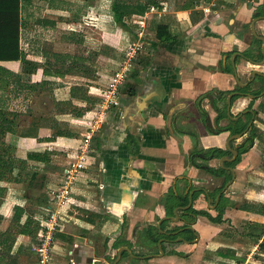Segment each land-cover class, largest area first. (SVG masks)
<instances>
[{"label":"crops","instance_id":"1","mask_svg":"<svg viewBox=\"0 0 264 264\" xmlns=\"http://www.w3.org/2000/svg\"><path fill=\"white\" fill-rule=\"evenodd\" d=\"M114 2L129 8L139 3L31 0L25 13V37L30 43L29 58L39 67L28 75L19 63L4 64L9 70H21L18 96L24 101L33 87L28 119L21 124V131L33 137H21V147L37 158L21 159L32 166L33 180H41L40 202L47 200L41 203L45 208L54 203L64 170L77 161L81 132L87 134L97 126L93 153L72 198L91 208L95 223L84 220L79 212L68 214L70 223L55 236V264H63L65 255L69 264L72 259L75 264H264L263 239L248 235L250 224L264 226V140H255L235 168L226 165L236 161L227 162L234 159L232 150L237 152L254 127L264 132L258 122L260 112L264 114V90H259L264 87V76H258L248 89L239 84L249 82L255 71L264 75L263 43L258 39L264 38V20L256 22L255 35L252 31L254 20L264 18V0H193L190 10L181 8L185 0H160L158 12L149 13V9L145 13L149 22L144 47L120 89V105L104 111L100 90L122 66L129 43L137 41L136 29L129 28V32L118 27L110 6ZM78 20L88 21L89 36L92 30L102 31L103 45L115 54L106 68L86 60L95 80L73 73L46 76L41 67L47 54L75 55L68 47L86 49L74 39L82 31L76 29ZM159 25L170 26L174 39L155 47ZM86 52L83 57L89 58L91 52ZM52 64L58 72H66L60 69L62 61L52 59ZM70 65L72 61L65 62L66 67ZM246 75L249 79L245 80ZM75 86L87 89V100L71 97ZM242 89L256 98L233 97L229 113V97ZM246 125L241 138L232 139L243 133H216L217 128ZM61 130L81 137L58 136ZM19 138L8 134L5 142L17 143ZM214 150L230 155L213 158L209 152ZM208 169H224L232 178L227 183L228 176ZM229 169L235 170V177ZM19 187L21 196L16 189L0 198L1 229H9L17 207H27L26 188ZM219 208L224 210L222 221L212 222L206 214L216 219ZM228 223L244 226L242 237L253 242L252 249L241 252L237 239L227 232ZM94 235H101L102 241ZM32 245L30 238L17 237L10 254L19 251L16 264H29L21 247L36 258Z\"/></svg>","mask_w":264,"mask_h":264},{"label":"trees","instance_id":"2","mask_svg":"<svg viewBox=\"0 0 264 264\" xmlns=\"http://www.w3.org/2000/svg\"><path fill=\"white\" fill-rule=\"evenodd\" d=\"M185 4L181 7L183 10H190L194 8L195 4L193 0H185ZM138 5L135 7L129 8V6H125L122 4H116L115 2L110 5L111 11L113 12L114 19L116 23L121 26L126 31H131L126 24L125 18L126 16H131L133 14L143 16L151 7L160 8V0H138ZM31 3V0H0V198L3 197L4 193L9 190H13L15 186L20 185L22 181H20L19 176H15L14 167L5 160V158H10V147L6 144L5 138L8 134L17 133L19 123V118L21 116H26L25 114L28 112L19 113L10 111L9 104L11 101L12 94L19 93V88L21 78L17 77L11 72L8 68L3 66L8 63H19L23 67V72L28 75H32L35 71H37L39 65L29 58L30 51V43L25 37V25L28 23V19L25 17L27 5ZM129 9L132 11L129 12ZM129 12V13H128ZM258 15L256 17H259ZM41 23V20H37V24ZM81 31V30H80ZM91 31L89 27H83L82 31L78 38V43L81 45H85L88 49H92V55L89 58H84L83 56H76L71 54H47L45 56L46 62L45 65L42 66L44 70V74L46 76H55L65 77L66 75H77L84 78H88L91 80H95V76L93 75L92 68L86 66V60L92 61L96 63L94 60L98 57V52L102 49V35L103 32L99 30H92L95 32L94 38H88L84 40L81 35H84L86 32ZM156 43H154L155 47H158L160 44H165L174 39V36L171 33V27L168 25H159L156 32ZM145 40V39H144ZM111 51V50H110ZM94 55V56H93ZM111 55V54H110ZM103 58V66L105 67L111 57L107 55ZM52 59H56L58 61H62L63 66L60 68L62 71L66 70V72H58L55 69V66L52 64ZM66 61H72L73 65L68 67L65 66ZM55 70V71H54ZM264 83V78H261ZM29 91L26 94V100L29 96H31V92H33V87L30 86ZM248 89V88H247ZM247 89H242L241 91L246 92ZM264 90V87L261 91ZM71 97L73 99H83L87 100V89L79 86H75L71 89ZM71 103V102H70ZM69 103V104H70ZM216 108V104L214 105ZM89 111V110H88ZM222 116L219 115L217 119V123L219 124ZM210 123V121H209ZM247 128L246 126H238L221 129L217 128L216 133L221 134L225 131L232 132L231 134H240L243 133ZM264 140V132H260L257 128H253L250 132L249 138L246 142L237 148L238 158L232 164H226L230 167L235 168L241 161L242 156L249 152L250 149L253 148L255 140ZM51 140V139H50ZM214 157H223L227 154L230 155L228 151L224 152L221 150H214L209 152ZM29 158L34 159L36 156H29ZM210 170V169H208ZM213 174L217 176H228V173L224 169L219 170H210ZM232 175L228 176L227 183L231 180ZM31 186H33V181H31ZM29 185V186H30ZM30 186V187H31ZM247 209H253L252 207H246ZM90 207L85 206L81 203V201L72 199L63 208L62 212L65 214L73 215L76 212L82 216L84 220L90 223H95V220L90 216L89 211ZM192 213L198 215L197 212L192 210ZM224 210L219 208V216L214 219L206 214L212 222L220 223L222 221V214ZM28 214L27 210L24 208H16L14 218L12 223L10 224L9 229L0 235V237L5 238V242L1 245H6L8 243V249L0 252V264H16V257L18 256L19 251L16 255L10 256L12 248L16 242L17 236L21 239L28 237L32 239V244L35 245L38 242V234L40 232L41 226L38 221L34 220V216L29 213L26 217V220L22 223L23 218ZM248 235L251 239L262 240L263 242L260 245V249L262 253H264V226L259 224H250ZM33 245L30 249H33ZM7 246V245H6ZM231 250V249H230ZM229 250V252H230ZM24 251V248L21 247V253ZM218 252V251H217ZM220 253V251L218 252ZM11 258L12 260H9Z\"/></svg>","mask_w":264,"mask_h":264},{"label":"built area","instance_id":"3","mask_svg":"<svg viewBox=\"0 0 264 264\" xmlns=\"http://www.w3.org/2000/svg\"><path fill=\"white\" fill-rule=\"evenodd\" d=\"M149 13L158 12V8L151 7ZM207 13L208 10H205ZM111 19H113L111 17ZM125 24L136 32L137 41L130 42L123 51L124 62L120 69L110 77L105 88L100 90L102 97L101 107L104 111L111 107L120 105V89L128 79L134 68V60L144 47L145 31L148 28L149 15L125 18ZM103 120L99 123L101 124ZM97 125V123H96ZM97 126H93L83 139V144L77 151V161L69 165L63 173L59 189L55 192V201L51 207L45 208L42 216H39L41 229L38 234V242L33 245V252L37 259V264H55L58 255L55 236L59 232H64L66 225L70 223L71 217L62 212L63 208L73 198V192L81 183L83 171L87 167L92 149V140ZM70 264H75V260H70Z\"/></svg>","mask_w":264,"mask_h":264},{"label":"rangeland","instance_id":"4","mask_svg":"<svg viewBox=\"0 0 264 264\" xmlns=\"http://www.w3.org/2000/svg\"><path fill=\"white\" fill-rule=\"evenodd\" d=\"M88 21H81V20H78L76 23H75V25L77 26L76 27V29H79V31L81 30V29H83V27H85V25L87 26V23ZM27 23V22H26ZM87 23V24H86ZM89 25V24H88ZM118 27L120 28L121 26H119L118 25ZM78 31V32H79ZM138 31V30H137ZM148 31V30H147ZM147 31H145L146 33H147ZM88 32H90V31H88ZM88 32H86V33H88ZM248 32V37H249V31L247 30L245 33H247ZM84 34V35H81L83 38H84V40H86V39H88V38H94L93 37V35H94V32L91 34L90 33V36L89 35H87V34ZM244 33V34H245ZM75 34V33H74ZM78 34V33H77ZM77 34H75L74 35V39H76V41H77V43H78V39H77V37H76V35ZM82 34V33H81ZM95 36V35H94ZM78 38H79V36H78ZM62 43H64V41H62ZM81 45V44H80ZM68 50L69 51H72V52H74V54L77 56H87V52H86V50H90V56L92 55V49H87V47H86V49L84 48V47H81V46H79V47H73V48H71V47H68ZM111 49L108 47V46H106V45H103V43H102V49H101V51H99L98 52V57L99 58H96V60H94L95 62H96V64L98 65V67L100 66L101 68H103L102 66H103V58H105L104 56L105 55H107L108 57H111V56H113L115 53H113L114 51L112 50V51H110ZM93 54L95 55L96 54V52L94 53V51H93ZM111 54V55H110ZM93 55V56H94ZM120 56H122V55H120ZM138 58V57H137ZM5 65H7V64H5ZM4 65V66H5ZM92 68V67H91ZM106 68V67H105ZM92 70H93V68H92ZM11 72H13V74L15 75V76H17V77H20L21 78V70H20V72H19V69H12V70H10ZM244 79L246 80V79H249V77L246 75L245 77H244ZM20 86H21V82H20ZM21 88H19V90H20ZM260 91L262 90V88L261 89H259ZM24 98H22L21 97V95L20 96H18V92L16 93V94H12V96H11V101H10V104H9V108H10V111H12V112H19L20 114L21 113H23V114H25V112L27 111V109H29V106L31 105V100H26V101H24L23 100ZM217 102V101H216ZM263 104H264V99H263ZM32 103H33V101H32ZM218 103H220L219 105L220 106H222V103L219 101ZM224 106V105H223ZM257 106V105H256ZM29 112V111H28ZM263 112V111H262ZM262 112H260L261 114H262V117L261 118H259L258 119V122H259V124H260V128H264L263 127V125H261V124H264V114L262 113ZM26 116H28V114L26 113L25 114ZM26 116H24V117H22L21 118V116H20V118H19V123H20V125L18 126V129H17V132L18 131H20V132H18V133H16V135H19L20 136V138L18 139V141L19 142H15L14 140H12V141H10V143H6L9 147H10V158H5V160H7L8 162L10 161V164H12V166L14 167V174H15V176H19V178H20V181H22V186H24V188H26V190H25V192H24V197L26 196V200H27V203H26V205L25 206H27L26 207V210H27V212H28V214H26V216H28L29 215V213L30 214H32L33 216H34V220L35 221H37V219L39 218V216H42L43 215V213L45 212V206L44 205H41V203L42 202H44V204H45V202L47 201H42V202H40L41 200V198H43V195H42V197H40L41 195V192H40V189H39V187H38V185H40L39 184V182L41 181L40 179H36V181H35V179L33 180V178H32V176H33V173L31 172L32 170V168H30V167H32V166H29L28 164H27V160H23V159H21V158H29V156H35V154H26L22 149V147H21V137H28V138H30V137H33L29 132H26L25 133V131H21V124L23 123V121H25V120H27L28 119V117H26ZM263 122V123H262ZM59 124H67V123H59ZM68 124L69 125H72V123H70L69 121H68ZM211 124V123H210ZM73 126V125H72ZM65 127H66V125H65ZM64 127V125L61 127V128H65ZM261 130H263V129H261ZM86 132L87 131H83V132H81V135L83 136V139L85 138V136H86ZM85 133V134H84ZM21 134H25L24 136H22ZM59 135L58 136H63V137H70V138H73V137H76L77 136V138H79V137H81V135H80V133L79 134H74V133H72V132H70V131H66V130H61L59 133H58ZM54 136H57L56 134L54 135ZM83 141V140H82ZM260 144V143H259ZM28 166V167H27ZM31 170V171H30ZM28 176L29 178H28V180H27V178L26 177ZM63 177V176H62ZM26 178V179H25ZM62 179V178H61ZM31 181H34V183H35V185L34 186H31L30 184H31ZM20 184V185H21ZM28 185H30L31 186V188L28 186ZM17 189V192L16 193H19V195L21 196V187H19V185H17V186H15L14 187V189L13 190H9V191H7L6 193H4V195H3V197L2 198H4L5 199V197H9V195H10V193L12 192V191H15ZM31 189V190H30ZM53 195H55V193L53 194ZM43 204V203H42ZM18 208V207H17ZM47 208V207H46ZM230 222H231V220H230ZM22 223H23V221H22ZM229 224V227H228V229H227V232L229 233V234H231L232 235V237H235L237 240H236V243L237 244H239V247H241V252H247V250L249 249V248H251L252 249V245H253V242H249V240H247L246 238L245 239H243V237H242V234H244V226H242V224L241 223H236L237 225H232L231 223H228ZM0 227H1V223H0ZM67 228V227H66ZM7 228H4V227H2V229L0 228V235L2 234V233H5L7 230H6ZM245 229H246V227H245ZM18 237V236H17ZM242 237V238H241ZM246 237V236H245ZM94 238L100 243L101 241H102V238H101V235H94ZM31 241H32V239H31ZM5 242V238H2V237H0V249L2 250V251H4L5 249H8V243H6V245L4 244V245H1L2 243H4ZM15 245V244H14ZM14 247V246H13ZM238 248V247H237ZM243 248V249H242ZM13 249V248H12ZM239 249V248H238ZM240 250V249H239ZM75 253H77V252H75ZM68 255V254H67ZM76 256L75 255H73V258H75ZM24 258H25V263H31V264H37V259L33 256V257H31V253L30 254H28V253H24ZM23 258V259H24ZM63 258V257H62ZM61 258V261L63 262V264H69V258L65 255L64 256V258L62 259Z\"/></svg>","mask_w":264,"mask_h":264},{"label":"water","instance_id":"5","mask_svg":"<svg viewBox=\"0 0 264 264\" xmlns=\"http://www.w3.org/2000/svg\"><path fill=\"white\" fill-rule=\"evenodd\" d=\"M259 20H264V18H259V19H255L254 20V22H253V24H252V31H253V34L255 35L256 33H255V24H256V22H258ZM259 40H261L262 41V43H263V54H264V38H258ZM264 63V62H263ZM263 63H261V64H263ZM254 64H256V65H261V64H257V63H254ZM235 76H236V78H237V80H238V75H237V70H236V68H235ZM258 76H264V75H262L259 71H255L254 73H253V75H252V78H251V80H249V82H247L246 84H241V82H239V80H238V82H239V84H240V86L241 87H243V88H247ZM264 95V93L262 94V96ZM235 96H247V97H250L251 99H255L256 97H254V96H249L248 94H241V93H234V94H232L230 97H229V100H228V104H229V113H230V111H231V101H232V98L233 97H235ZM245 133H243V134H241V135H238V136H235V137H233L232 139H236V138H241L243 135H244ZM232 153L234 154V159L233 160H231V161H227V162H233V161H235L236 159H237V157H238V153L237 152H235V151H233L232 150ZM230 170V172H232L233 173V176L235 177V170L234 169H229ZM221 197V196H220ZM219 197V198H220ZM191 200H192V198H191Z\"/></svg>","mask_w":264,"mask_h":264},{"label":"flooded vegetation","instance_id":"6","mask_svg":"<svg viewBox=\"0 0 264 264\" xmlns=\"http://www.w3.org/2000/svg\"><path fill=\"white\" fill-rule=\"evenodd\" d=\"M249 86H251V84H250ZM239 93H241V94H247V93H245V92H239ZM208 121H209V120H208Z\"/></svg>","mask_w":264,"mask_h":264}]
</instances>
